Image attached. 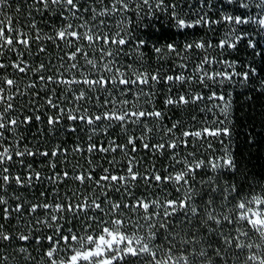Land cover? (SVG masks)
I'll return each mask as SVG.
<instances>
[{"label": "snow or ice", "instance_id": "snow-or-ice-1", "mask_svg": "<svg viewBox=\"0 0 264 264\" xmlns=\"http://www.w3.org/2000/svg\"><path fill=\"white\" fill-rule=\"evenodd\" d=\"M186 3L0 0V264H31L37 257L30 249L40 251L37 264H229L241 256L243 264H264V185L256 191L231 148L233 90L250 88L264 98V46L245 28L255 25V35L264 31V0H223L241 11H221L219 19L199 9L193 13L191 3L186 11ZM200 6L210 8L211 0H200ZM215 25H227L222 36ZM196 28L207 32L195 38L188 30ZM243 41L256 63L228 58ZM48 42L61 53L59 67L41 59ZM152 58L167 62V71L164 63L141 70ZM29 74L35 79L22 90ZM26 96L32 98L14 103ZM156 97L163 98L164 109L202 115L191 117V128L182 120L161 124V141L152 142L148 122H162L167 114L140 101L153 104ZM244 98L253 101L250 93ZM129 123L139 135L125 143L93 140L101 128L104 135L114 126L127 134ZM81 132L89 142L85 148L73 141L74 153L123 152L127 163L97 174L89 160L88 171L70 173L60 168L68 155L61 143L30 146L29 137L48 141L50 134L64 133L82 139ZM217 142L224 150L219 156L213 155ZM138 146L168 153L171 163L163 173L154 165L141 172L131 155ZM205 150L213 151L204 157ZM68 181L84 191L64 190ZM141 184L145 191L137 193ZM169 186L183 195L169 199ZM17 188L37 195L22 199ZM149 188L158 192L150 197ZM15 221L20 227H5Z\"/></svg>", "mask_w": 264, "mask_h": 264}, {"label": "trees", "instance_id": "trees-1", "mask_svg": "<svg viewBox=\"0 0 264 264\" xmlns=\"http://www.w3.org/2000/svg\"><path fill=\"white\" fill-rule=\"evenodd\" d=\"M187 3L192 4V12L194 13L195 10L199 9L201 11H206L208 13V16L211 19H219L221 11H228L232 12L233 14H236L235 6H230L223 4V0H211V7H203L201 9L200 6V0H187ZM187 3L185 5L186 11ZM208 0H205V5H207ZM12 15H17L14 11L11 12ZM191 19H195V14H191ZM43 27V25H42ZM133 27H136L134 24ZM216 28V36H222L225 28L227 25H215ZM245 28L254 34V38L259 41L260 45L264 46V32L262 31L259 35H255V26L253 25H247ZM167 31V30H165ZM190 33L193 34L195 38H199L201 36H204V34L207 32V29L204 28H196L188 30ZM46 33H51V29L45 28ZM157 35H160V33H157ZM211 35V33H209ZM207 38V37H205ZM246 43L247 41L241 42L239 47V53L237 52H231V55L228 56L229 59L236 58L238 61H245V60H251L253 63H256L259 58H253L251 57V49L246 50ZM48 54L45 56H42L41 59L47 63L48 61H52L53 64L56 67H59L60 61L58 57L61 55L59 49L55 47L51 42H48ZM149 56H153L154 54L148 53ZM227 55V53H226ZM130 62V61H128ZM83 63V61H81ZM159 63H164L165 67L163 71H167L168 64L164 61H156L154 58L152 59H146L145 60V66L141 70H147L149 72L153 71L155 67ZM11 69H9V73H11ZM48 74H52L51 72ZM35 77H32L31 74L29 76L25 77L21 82L20 86H22V90L26 88V85L31 82V80H34ZM51 87V86H50ZM192 90H198L197 86L193 85ZM29 92L35 91L33 89H29ZM234 124L232 125L235 128V133L233 136V140L231 142V148L233 150V153L237 155L238 160L244 165V169L247 172L248 176L250 177L249 183L256 185V191L260 190V185H264V98H260L259 93L253 92L252 89H245L243 92L240 89H234ZM245 93H250L253 95V101H247L244 98ZM44 90L41 89V96H43ZM32 97L26 96V97H17V100L14 101V103L19 105L23 103L27 99H31ZM155 103L153 104H144L143 98H141L140 104H143L145 108H151L155 107L157 110L164 111L167 115L164 121H155L152 120L148 122V126L153 128L154 131L150 135V140L152 142H160L161 141V124H163L164 127H170L171 123H173L176 120H182L184 121L189 128L192 127L193 121L191 120V117L193 115L197 116V119H199L200 113L193 112L191 108L188 109H164L162 106V97H156ZM43 100H38V103L43 104ZM241 105H243L241 107ZM251 105V108L249 107ZM43 110V109H42ZM42 127V125L40 126ZM127 134H125L124 130L119 128V126H114L112 128L107 129V132L109 135H104V129L101 128L99 133H94L93 140L94 141H100V142H106L110 139H116L119 143H125L127 140V136L131 135H139V129L135 126L129 123ZM37 132V129L34 127L32 128V133L35 134ZM249 133H251V136H249ZM82 139H78L77 137L69 138L66 134L62 133L59 138H56L49 135L48 141L43 140V136H40L38 140H32L31 137H29L30 146L39 145L42 148H51L56 143H61L64 147L68 149V155L66 157V162L64 158H61V164L60 168L62 171H68L70 173H76L79 171H88L89 170V164L88 161L92 160V167L95 168V171L97 174H103L101 169L103 167H109L110 170L115 171L117 168H122L127 163V156L123 152H118L114 154H109L105 156L104 154H87L86 152L84 154L81 153H74L72 149L74 148V143H79L81 146H84L86 148L88 141V134L81 132ZM251 139L252 143H248L247 141ZM139 150L135 153H132L131 155L135 157V159L138 161L137 167L140 169L141 172L145 170V168H150L151 166H155L158 168L161 173L164 172L165 167L171 163L170 159H166L165 157L168 156V153H156L153 154L150 151L145 150L142 146H138ZM213 150H205L204 151V157L208 156L209 151H213V155L219 156L223 154V149L221 148L220 144L217 142L213 145ZM199 150L197 152V155L199 156ZM115 158L116 164L115 165H109L108 160ZM201 157V158H204ZM43 168L44 172L47 173L49 169L46 166H40ZM179 167V165H177ZM123 174V173H121ZM203 175V173H201ZM211 175V173H209ZM243 178H241L242 180ZM163 187V186H162ZM204 187H207L205 185ZM84 191V187L81 185H78L76 182L68 181L67 187L64 190H77ZM16 191L21 194L22 199L25 200H31L34 196L37 195L35 190H24L17 188ZM92 191L98 192L99 189H92ZM137 193L144 192L145 188L143 184L139 185L136 190ZM247 191V189H245ZM154 192H158V189L156 188H149L147 189V193L151 197V194ZM92 192H89L88 195H91ZM113 199H118L120 197L119 193L116 192H110L109 193ZM9 196H12L13 193L10 191L8 193ZM61 195H63V190L61 191ZM167 195L169 199L176 198L177 196H182L183 192L177 193L175 191V186H169L167 188ZM158 198L163 200L164 194H159ZM11 202V201H10ZM5 223V227H20L21 222L15 221L13 225H9L7 222ZM186 231V229H185ZM253 241L259 243L260 241L258 238L253 237ZM248 241V242H253ZM32 251L33 256L37 257V260H39L40 251ZM37 260H34L31 262V264H37ZM244 257L241 256L239 261L236 260H230L229 264H243ZM10 264H18L17 260H10ZM19 264H23L22 259L20 260ZM40 264H43L42 261H40Z\"/></svg>", "mask_w": 264, "mask_h": 264}, {"label": "rangeland", "instance_id": "rangeland-1", "mask_svg": "<svg viewBox=\"0 0 264 264\" xmlns=\"http://www.w3.org/2000/svg\"><path fill=\"white\" fill-rule=\"evenodd\" d=\"M239 11H241V10L237 9V10H236V13H238ZM257 11H258L257 9L253 8V9H252V13H250V14H253V15H254ZM254 26H255V25H253V27H254ZM255 27H256V26H255ZM263 32H264V31H263ZM21 87H22V86H21ZM21 89H22V88H21Z\"/></svg>", "mask_w": 264, "mask_h": 264}]
</instances>
